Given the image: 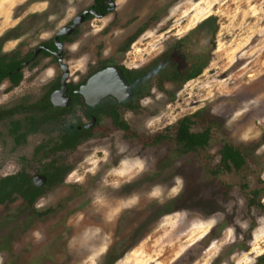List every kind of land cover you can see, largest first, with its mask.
<instances>
[{"label": "rangeland", "instance_id": "374dc122", "mask_svg": "<svg viewBox=\"0 0 264 264\" xmlns=\"http://www.w3.org/2000/svg\"><path fill=\"white\" fill-rule=\"evenodd\" d=\"M92 2L0 0V49L31 51ZM114 2L70 37V82L107 64L143 72L138 96L121 111L131 129L157 135L199 112L196 129L212 124L209 145L180 154L172 131L145 145L102 118L75 149L50 154L38 144L54 141L58 124L22 145L0 125V179L22 170L32 177L48 159L70 167L31 209L18 196L0 203V264H259L264 210L249 209L244 190L264 186V0ZM196 61L204 63L198 76L167 79ZM61 75L41 56L18 85L0 84V109L39 100ZM224 142L245 155L241 172L212 174ZM258 197L264 207V192Z\"/></svg>", "mask_w": 264, "mask_h": 264}, {"label": "trees", "instance_id": "16d2710c", "mask_svg": "<svg viewBox=\"0 0 264 264\" xmlns=\"http://www.w3.org/2000/svg\"><path fill=\"white\" fill-rule=\"evenodd\" d=\"M90 7L96 13L103 16L109 13V5L107 0H93ZM85 18L91 19L93 18V15L89 14ZM139 32L140 31L126 39V41L123 43V50H125L130 45ZM47 45L55 49L52 41H50V45L48 43ZM18 57V52H15L10 58L6 54L0 57V82L5 77H10L14 85H17L20 82L22 74L20 70L17 71L16 69L21 65L22 60H19ZM203 67L204 63L196 61L192 63L190 69L185 73H180L176 69H171L169 70L170 73L167 75V79L173 82H185L198 76L201 73ZM121 68L124 73L128 72V69L125 67L121 66ZM142 74L143 73L140 75ZM46 101L47 103L45 105H42L41 102H35L31 104L29 106L30 113L25 115V122L22 121V118L16 119L13 117L10 123L11 127H9V133L13 135L15 144L18 145L25 141L28 132L34 133L38 130L45 131L46 128L51 125H49V123L52 120H55L58 115V111L54 108H51V103L49 100ZM115 104L117 105L116 102ZM115 104L112 103V100L108 97L105 98L99 105H97L93 111L95 113L98 111L107 113L111 117L113 124L122 130L126 136L139 137L142 142L145 143V145H155L169 139V132L172 131L174 134L172 140L176 144V150L180 154H186L189 152H197L199 150L205 149L209 145V142L212 138V124L203 123L202 121L199 125L201 128H195L197 123L193 117L199 116V112H195L191 115L180 118L175 124L168 126L165 131L158 133L157 135L147 137L140 136L133 129H131L127 121L122 117V115L118 113L117 106ZM6 113V109H2V111H0V116ZM64 130L66 137L63 140V144L67 145H53L50 147L51 152L60 149H75L77 147V143L87 136L83 130H77L74 125L72 128L65 126ZM39 148L41 147L38 146L35 151H38ZM219 155V162L216 168L211 170L212 174L214 175H218L222 172H230L232 170L241 172L247 165L245 155L231 143L224 142L219 150ZM69 169L70 167L68 165L66 166L52 159L49 165L45 166L44 169V174L47 178V184L50 185L62 182ZM243 189L248 188L246 185H243ZM41 191L42 190L39 187H35L32 184L31 176L25 170L8 175L6 177H2L0 179V203H11L15 197L18 196L25 203V209L29 210L32 208ZM244 192L246 194L247 206L249 209L261 208L264 210V207L260 203L258 197L261 192H264V186L253 190L249 189L247 192L244 190ZM46 212L43 211L39 214L42 215ZM257 263H264V253L258 256Z\"/></svg>", "mask_w": 264, "mask_h": 264}, {"label": "flooded vegetation", "instance_id": "af4514ba", "mask_svg": "<svg viewBox=\"0 0 264 264\" xmlns=\"http://www.w3.org/2000/svg\"><path fill=\"white\" fill-rule=\"evenodd\" d=\"M87 9L89 10V9H92V8L88 7ZM82 12L83 11H81L79 14H81ZM96 14L100 15L98 13H96ZM93 17H98V16L93 15ZM87 20H89V19L84 18L83 23L85 21H87ZM72 21H73V19H72ZM72 21H70V23L66 24L65 26H69L72 23ZM76 31H77V28H75L71 33H69L67 35H60L59 36V42L62 44V46H61L62 62L61 63L58 61V58H57V56L55 54L56 51H57V47H56L55 42H54V37H55V35H56V33L58 31L49 40L37 42L35 47L31 51H27V53H20L19 50H12L9 53H4L2 51V49H0V57L3 56L4 54H6L10 58V57H12L14 55L15 52L19 53L18 59L22 60V61H21V65L18 66L16 70L17 71L20 70L21 74H22V70L24 68L30 67V66L34 67L41 56H45V57L49 58L50 60L54 61L57 64V66H59L60 70L62 71L61 77H59L52 84V86L49 88V90L46 93H43V95L39 98V100L34 101L32 103L31 102H22V104L21 103H17V104H13V105H10V106H6L5 109H6L7 113L3 114L2 116H0V125H3L4 123L7 122L9 127H11L10 123H11L13 117H15V116L22 117V121L25 122V120H24L25 119V115L30 113L29 112V106L31 104H33L35 102H41L42 105H45L47 103L46 100H49V102L51 103V108H54V109H56L58 111L57 117L55 118V120H52L49 123V125L50 124L53 125L54 122H55V124H58V128H56V130L53 133H51V136L55 137L54 141H50L48 143H39L38 144V145H48V147H43V150H42L43 152H44L45 149L50 148L53 145H67V144H63V140L66 137L65 130H64L65 126H68L69 128H72L73 125H74L77 130H79V131L83 130L87 134V136L85 138H83L82 140H80L79 143H77V145H80L83 141H85L86 139L90 138L93 135V132L98 127L99 121L102 118L110 119L111 123L113 124L111 117L107 113H105L103 111H98L97 113H95L93 111V109H95L97 105H99L105 98L109 97V99L112 100V103H114V104H115V102L117 103V105L116 104L115 105L117 106L118 113L120 115H122L121 114L122 108L125 107L127 105V103L131 102L134 97L138 96V93L140 91V85H141V81H142L143 74H144L143 72H132V71L128 70L127 73H124L120 65L107 64V65H103V66L99 67L98 69H96L95 71L90 73L86 77V79H84L81 82H73V83H71L70 82V78H69L70 77V72H69V74L67 76V79L65 80V83H66L65 95L67 97V103L63 104L64 102H63V99H62L61 95L60 94H55L54 95V101L57 102L58 105L54 106L53 105V101H52V94L54 92L60 90V88H61V85H62L61 84V79H62V76H63V73H64V71L62 69V64H64V65L68 64V63L65 62V55H66L65 48L68 47V45L70 43V41H69L70 37L73 36L74 34H76ZM50 41L53 42V45H54L55 49H53L52 47L47 45V43L50 45ZM112 65H115V66H118L119 68H121V70L123 72V75L128 80L129 85L131 87V90L133 92L132 96H130L127 100L119 102L113 96L108 95V96L103 97L101 99L100 103L96 104L95 107H92V106L88 105L85 102L84 97L78 92L80 86L85 84L87 79H89L94 73H96V72H98L100 70H103L104 68L112 66ZM67 69L69 71V66L68 65H67ZM141 73H143V74L140 75ZM21 80H22V78H21ZM4 81L7 83L8 87L16 86V85L13 84V81L11 80L10 77L3 78L1 80V82H0V84L2 82H4ZM0 111H2V109H0ZM113 126L116 127L114 124H113ZM9 127L7 128V131H6L5 134H6V136L9 139H11L13 141L14 138H13V135L11 133H9ZM36 133H44V131L43 130H38L37 132H34V133L33 132H28V134L26 135V139L28 138V136H32V135H34ZM24 142L25 141H23L21 144H18V145H22ZM63 151H67V150L60 149V150H54L53 152L49 151V153L50 154H57V153H60V152H63ZM51 160L52 159H48L47 163H44L42 165V167L40 169V173H37V174H41V175H43L45 177V181H44V183L42 185L35 186V184H34V182H35L34 176L36 174L31 177L32 184L35 187H39L41 190H42V188L44 186H49L47 184V178H46V176L44 174V169H45V166L49 165ZM54 161H56V160H54ZM50 185H53V184H50Z\"/></svg>", "mask_w": 264, "mask_h": 264}, {"label": "water", "instance_id": "95a60500", "mask_svg": "<svg viewBox=\"0 0 264 264\" xmlns=\"http://www.w3.org/2000/svg\"><path fill=\"white\" fill-rule=\"evenodd\" d=\"M109 5V11L115 8L114 0H107ZM88 14H93L98 16L99 18L103 17V15H97L92 9H86L81 14H78L76 17L73 18L72 23L69 26L62 27L56 33L54 37V42L57 47L56 56L58 61L62 62L61 56V46L62 44L59 42L60 35H67L71 33L75 28H77L81 23H83L84 18ZM62 69L64 71L62 79H61V88L60 90L54 92L52 94V101L53 105H58L57 102L54 101V95L60 94L63 99V104L67 103V97L65 95L66 91V83L65 80L69 74L67 69V65L62 64ZM85 99V102L95 107L96 104H99L101 99L105 96H113L119 102L127 100L130 96H132L133 92L129 85L128 80L123 75L121 68L118 66L112 65L109 67L104 68L96 73H94L85 84L81 85L78 91ZM35 179V186H40L44 183L45 177L41 174H36L34 176Z\"/></svg>", "mask_w": 264, "mask_h": 264}]
</instances>
